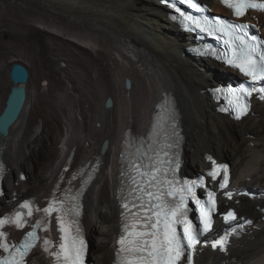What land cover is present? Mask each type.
Listing matches in <instances>:
<instances>
[{
  "label": "bare ground",
  "instance_id": "bare-ground-1",
  "mask_svg": "<svg viewBox=\"0 0 264 264\" xmlns=\"http://www.w3.org/2000/svg\"><path fill=\"white\" fill-rule=\"evenodd\" d=\"M19 1L14 0L12 4ZM49 1L75 8L80 13L86 12L91 18L83 19L73 13H54L57 19H62L57 21L46 12L37 19L45 27L24 21L22 23L28 36L45 39L47 33L60 38L57 31L68 30L69 36L81 38V42H75L82 49L77 52L78 57L74 56L71 47L67 49L72 53L69 54L63 43H58L56 39L51 41L52 46L58 49V53L51 58L54 66L53 80L57 88L64 89L61 100L66 103V109L62 110L67 118L68 130L62 134L64 143L57 151L56 159L44 173L40 170L41 159L32 163L29 172L32 181L41 185L40 195L48 194L72 144L77 147L76 162L79 163L100 154L95 151L101 149L104 140L108 139V147L101 155L103 165L99 176L87 191L85 222L91 234L101 231L97 229V223L102 220L111 223L110 233L113 230L115 234L118 233L120 210L116 187L125 132L132 128L136 132L145 133L156 112V105L170 91L181 108L186 134L185 171L193 173L204 167V157L208 152L221 159L230 158L233 162L234 182L251 185L258 195L257 199L240 197L237 205L240 215L247 218L250 215L245 214L252 212L254 207L264 209V102L255 105L240 122H235L228 116L218 114L209 94L202 93L205 84L217 83L218 78H227L234 73L233 70L187 54L185 46L191 42L190 35L181 33L175 23L168 21L166 9L159 4V0ZM214 7L217 10L220 8L218 4ZM41 43V58H48L47 52L51 46L49 39L45 45L43 41ZM81 43H87L88 46ZM127 77L132 81L130 89L123 86ZM9 86L8 89L4 84L0 85V114L6 105L11 88ZM109 96L114 101L110 108L105 105ZM29 102L30 99L9 134H0V152L9 166L7 177L13 178L15 166L20 167L13 180H17L26 159H32L34 143L38 141V138H30L34 132L33 117H26ZM98 102L103 103L102 107L98 106ZM253 113L255 117L246 123V118ZM43 123L50 129L54 122L50 117H45ZM50 137L56 139L53 133ZM245 138L249 143L242 146L241 142ZM42 147L46 151H42L43 157L46 158L53 151L52 146L44 144ZM90 151L93 152L90 154ZM106 176H109L110 195L103 191V186H99V193L96 190ZM23 188L21 184L14 185L17 193H24ZM104 208L106 211H103ZM252 217L255 225H247L248 228L246 226L239 236L233 238L229 255L205 249L198 257L199 264H224V261L227 264H264V214L256 212ZM98 247L102 249L103 245Z\"/></svg>",
  "mask_w": 264,
  "mask_h": 264
},
{
  "label": "snow or ice",
  "instance_id": "snow-or-ice-1",
  "mask_svg": "<svg viewBox=\"0 0 264 264\" xmlns=\"http://www.w3.org/2000/svg\"><path fill=\"white\" fill-rule=\"evenodd\" d=\"M165 6L174 9L181 18L185 30L201 32L222 40L224 50L207 48L205 53L216 56L232 68L239 70L249 81L247 86L239 89L228 88L227 94L232 97L231 111L235 118L241 119L250 111V99L255 94L264 101V39L249 33L254 25L235 23L219 17L208 18L193 16L182 11L177 4H188L192 9L200 10L201 4L195 0H162ZM233 10L236 17H244L248 10L264 11V0H223ZM173 14L171 19L177 20ZM190 22V23H189ZM199 51V50H198ZM217 89V92H220ZM157 113L150 133V143L145 147L141 142L136 149L138 155L129 160L128 191L129 200L121 197V213L123 218L122 231L117 240L115 264H194L198 254V246H209L227 254L229 238L239 236L251 220L239 222L234 210L229 209L222 214L225 222H235L223 234L210 240L208 234L213 232V216L218 212L216 192L208 190L205 176L196 180H180L177 171L181 166L179 114L174 103L161 106ZM222 111L228 112L229 108ZM144 148L141 152L140 149ZM211 160V157H208ZM5 166L0 162V180ZM94 172V170H93ZM93 172L81 170L82 185L72 194L66 190L62 198H54L43 209L35 207L30 200H24L11 217L0 218V229L5 224H13L16 228H24L28 217L33 213H42L32 224L19 244L9 243L7 234L0 230V264H26V257L42 239L43 250L54 258L55 264H86L88 242L80 221L82 203L81 197L93 176ZM207 176L212 181H218L219 189L225 190L224 195L232 198L229 187V167L227 164L214 166ZM23 178V176L21 177ZM75 179V177H73ZM205 189L206 199L197 196V189ZM0 195H3L0 189ZM189 201L195 207H189ZM26 210V211H25ZM195 212L196 222L189 214ZM56 213L59 230V243L54 244L48 235L49 218ZM43 229L45 236L41 238L37 229Z\"/></svg>",
  "mask_w": 264,
  "mask_h": 264
},
{
  "label": "rangeland",
  "instance_id": "rangeland-1",
  "mask_svg": "<svg viewBox=\"0 0 264 264\" xmlns=\"http://www.w3.org/2000/svg\"><path fill=\"white\" fill-rule=\"evenodd\" d=\"M13 2L14 0H0V69H2L3 67L5 68V70L0 71V85L4 84L8 89L10 87L9 84L12 85V82L9 78V69L12 63H14L15 61L17 60L22 61L29 67L31 76H30L27 86H28V96L30 97L29 99L31 102H29L28 104V108L26 110L27 111L26 117L30 115L33 117L32 132L34 133H32L30 138L31 139L38 138V141L34 143L35 153L32 156V159H26L27 161L24 164V167L22 169L28 174V180L20 184L24 186L23 190L25 192L27 191L28 193H36L40 195L42 194L40 191L41 185L32 181L33 179H31V174L29 172L32 168V163L33 161L39 162L41 159L42 167L40 168V170L42 173H44L46 168L56 159L57 151L63 146V143H64V142L62 143V134L66 133V131L68 130L67 118L64 116V112H63V110L66 109L65 107L66 103H64L61 100V96L64 95V89H61L59 87L57 88L53 80L54 79L53 78L54 66H53V62L51 61V58L54 57V54L58 53V49L55 48V46H52L53 44L51 43V41L56 39L55 41H57L58 43H63V46L66 48L65 49L66 51L67 49L71 47L74 51L73 53L75 57H78L77 52H81L82 49L80 45L77 46L78 44L76 45L75 41H73L74 37L71 35L69 36L68 30L57 31L60 34L59 37L61 39L57 38L55 34L48 35L47 33L45 34V36L47 37H45V39H42V37H39V36H28V33L25 30V27L23 28L22 26L23 25L22 23L24 21L27 24L33 23L34 25L45 27L40 22H37V19H40L42 13H46V12H48V15L49 14L52 15L53 16L52 18H56L54 13L65 14V15H69L73 13L75 14V16H78L83 19H88L91 17L86 12L80 13L75 8H70L65 5L64 6L58 5L49 0H20L19 3L12 4ZM58 20H62V19H60L59 17L57 21ZM65 23L68 24L67 21H65ZM48 39L50 42L49 44L51 46L48 50L49 52H47L48 58L43 59L41 58L39 45L42 44L41 41H43L45 45L46 42H48ZM86 46L88 45H85V47ZM69 54H72V53L69 52ZM65 84L63 86H65ZM214 84H216V82L205 84L206 86L204 85L202 87V90H203L202 93L204 94L208 93L207 91H204V90H206L207 86H212ZM102 105L103 103L98 104L99 107H102ZM254 115L255 114L253 113L251 116L246 118V123H248L249 120L251 121L255 117ZM45 117H50L52 121L54 122L53 124H51L50 129H47L43 123ZM93 125H95V122L93 123ZM127 128L128 126L126 127V129ZM34 130L35 131L39 130V131L35 132ZM52 133L53 135L56 136L55 140H53V138L51 139L50 137ZM250 136L251 134L248 135V137ZM248 143L249 141L246 142V138H245L244 141L242 140L241 145L247 146ZM44 144L52 146V149H53V151H51L48 157L46 158L43 157L44 153L46 152V151H43L42 146ZM251 144L253 145V143ZM73 146L75 145L72 144V147ZM100 151L101 149L95 152L100 153ZM92 152L93 151H90V154ZM38 153L40 154L38 155ZM223 159H227L232 162L230 158H223ZM15 168L16 169L13 172V176L16 178L20 170L19 169L20 167L15 166ZM185 173L187 172L185 171ZM106 178L107 176L100 182L96 190H98L97 192L99 193L100 191L99 186H103L104 187L103 191H105L106 194L110 195L111 193L110 184L108 185V183L110 182L109 176L107 179ZM257 196H256V199H257ZM245 198L249 199L248 195H245ZM103 211H106V209L104 208ZM256 212L263 215L264 209L263 208L257 209L254 207V210L252 212H249L248 214H245V215L247 216L250 215V217H247V218H251L253 214ZM99 220L101 221L102 218H99ZM102 221L97 223V229L101 230L97 234L96 232L95 234L92 232L93 234L92 235L91 231L88 230L89 238L91 241V252L97 264L99 263V261H100V264H112L111 258L113 255V248H114L113 241H114L115 233H114V230L110 233L111 223L109 221H105V222H102ZM253 222L249 225V227L252 225H255V223ZM257 223L258 221L256 222V224ZM98 245L99 246L103 245V248L99 249ZM31 261L33 262V258L31 259ZM224 264H227V261L226 262L224 261Z\"/></svg>",
  "mask_w": 264,
  "mask_h": 264
},
{
  "label": "water",
  "instance_id": "water-1",
  "mask_svg": "<svg viewBox=\"0 0 264 264\" xmlns=\"http://www.w3.org/2000/svg\"><path fill=\"white\" fill-rule=\"evenodd\" d=\"M30 69L22 61H15L9 69V78L12 82L6 105L0 114V134L8 135L12 125L19 119L28 100L27 83L30 79ZM132 81L126 78L125 87L130 89ZM105 105L110 108L114 105L112 96L106 99ZM109 140L105 139L101 148L104 153L108 147Z\"/></svg>",
  "mask_w": 264,
  "mask_h": 264
},
{
  "label": "clouds",
  "instance_id": "clouds-1",
  "mask_svg": "<svg viewBox=\"0 0 264 264\" xmlns=\"http://www.w3.org/2000/svg\"><path fill=\"white\" fill-rule=\"evenodd\" d=\"M73 41H75V42L79 43V42H81V38L74 37ZM81 44H83V43H81ZM85 45H86V44H85Z\"/></svg>",
  "mask_w": 264,
  "mask_h": 264
}]
</instances>
